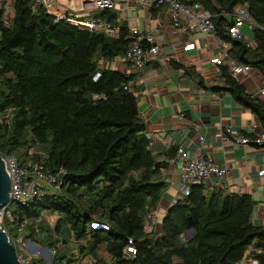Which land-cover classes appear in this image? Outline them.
<instances>
[{
	"label": "trees",
	"instance_id": "1",
	"mask_svg": "<svg viewBox=\"0 0 264 264\" xmlns=\"http://www.w3.org/2000/svg\"><path fill=\"white\" fill-rule=\"evenodd\" d=\"M178 1L200 5L211 15L216 38L231 45L229 57L264 75V0ZM10 3L7 24L0 10V156L25 162L30 147L38 145L47 155V170L65 173L40 201L9 205L12 221L5 215L2 223L9 238L46 247L48 264H264V223H251L254 201L248 195L218 188L205 194L202 185H194L166 210L159 231L146 233L147 218L165 188L164 162L149 150L134 76L111 67L124 57L130 41L126 27L112 39L55 22L42 9L34 12L30 0ZM237 7L249 13L250 42L228 34ZM165 9L152 5L150 12L162 20ZM96 16L114 18L109 11ZM171 65L203 87L193 69ZM221 76L222 89L264 130V105L227 70ZM45 212L56 217L53 224L43 223ZM21 222L26 225L18 231ZM94 222L108 230L91 229ZM62 243L78 247L68 253Z\"/></svg>",
	"mask_w": 264,
	"mask_h": 264
},
{
	"label": "crops",
	"instance_id": "2",
	"mask_svg": "<svg viewBox=\"0 0 264 264\" xmlns=\"http://www.w3.org/2000/svg\"><path fill=\"white\" fill-rule=\"evenodd\" d=\"M148 10L147 23L154 27L153 34L162 35L165 40L159 58L134 76V86L149 150L158 157L157 162H164L160 182L165 188L154 213L147 218L146 233H157L153 224L156 215L164 217L168 208L184 198L179 175L181 163L166 162L167 155H175L178 148L189 155L210 157L225 168L228 176L220 182L219 189L250 196L254 201L251 223L261 227L264 223V175L259 176L258 172L264 169V146L252 141L264 130L254 114L222 89V69H227L210 62L220 51L217 39L204 33L177 31L167 22L166 16L161 20ZM139 24L143 29V22ZM243 34L250 42L244 30ZM189 43L195 44V49L182 51ZM171 63L193 69L200 76L203 87L184 69H176ZM112 66L123 74L128 73L123 58L117 59ZM235 79L248 95L264 105L263 74L251 68ZM232 136L247 138L250 142L239 144Z\"/></svg>",
	"mask_w": 264,
	"mask_h": 264
},
{
	"label": "built area",
	"instance_id": "3",
	"mask_svg": "<svg viewBox=\"0 0 264 264\" xmlns=\"http://www.w3.org/2000/svg\"><path fill=\"white\" fill-rule=\"evenodd\" d=\"M32 10L36 12L42 9L46 14L52 16L55 22L65 21L76 28L90 33H102L109 38H117L121 27H126L128 38L130 39L125 50L123 60L128 67L127 75L135 76L141 72L147 64H150L159 58L164 36L153 34L154 27L147 23L146 10L152 5L165 7V16L167 22L177 31L199 32L215 36L214 26L211 22V15L202 9L198 4L188 5L178 0H30ZM0 10L2 12V22L7 24L12 15L10 0H0ZM78 7L76 10L75 8ZM109 11L114 14L113 20L106 17H98L96 13ZM149 11V10H148ZM133 12H136L138 23L143 22L144 28L140 29V24L135 27L129 25ZM142 14V17L140 16ZM233 22L228 28V34L232 40H247L243 34V28L246 25H252L249 13L242 7H237L231 14ZM153 21V18H150ZM219 53L212 58L210 62L216 66L225 67L229 74L237 78L247 74L251 67L247 64L237 63L229 57L228 51L231 48L229 43L217 39ZM146 46V48H145ZM195 44L189 43L182 48V51H192ZM264 96V89L261 90ZM11 122V120H10ZM229 132V131H228ZM232 139L239 144L246 145L250 142L247 138L232 136ZM199 140L202 138L199 137ZM252 143L257 146H264V132H262ZM36 157L35 161L31 158ZM5 172L10 181L9 204L0 208V228L5 234L6 229L2 223L5 215L9 217L8 207L11 203H18L25 206L34 201H40L49 190L57 187L59 178L65 173L63 170L50 173L47 170V155L41 151L38 145L30 147L28 159L25 162L15 155L1 156ZM166 162L181 163L180 180L182 183L181 191L183 197L189 195L190 189L194 185H202L205 194L214 189H219L220 182L227 178L228 172L210 157H198L189 155L182 148H178L175 155L167 159ZM259 176L264 175V169L258 172ZM215 179L212 183L211 179ZM43 214V218L48 216ZM26 222H21L18 231H20ZM91 229L102 228L108 230L105 225L92 223ZM8 236V234H7ZM9 237V236H8ZM13 246L19 264H30L26 257L30 255L26 246L34 250L30 241L23 243L22 238H9ZM131 243V241H129ZM75 251L78 244L74 243ZM127 252L132 256L135 251L128 247ZM256 264V263H254Z\"/></svg>",
	"mask_w": 264,
	"mask_h": 264
},
{
	"label": "water",
	"instance_id": "4",
	"mask_svg": "<svg viewBox=\"0 0 264 264\" xmlns=\"http://www.w3.org/2000/svg\"><path fill=\"white\" fill-rule=\"evenodd\" d=\"M9 191H10V181L5 172L4 164L0 156V208L8 205L9 202ZM194 232H188L185 234V238L188 239L192 236ZM32 247L35 250L37 245L32 243ZM43 252L47 254V264L50 260V253L47 248L43 249ZM0 264H19L15 250L9 242V237L0 228Z\"/></svg>",
	"mask_w": 264,
	"mask_h": 264
},
{
	"label": "rangeland",
	"instance_id": "5",
	"mask_svg": "<svg viewBox=\"0 0 264 264\" xmlns=\"http://www.w3.org/2000/svg\"><path fill=\"white\" fill-rule=\"evenodd\" d=\"M153 1V0H152ZM76 10L78 9V7H76L75 8ZM136 12H133V15H132V19L131 20H129V25L130 26H132V27H135L136 26V24L138 23V19H136L137 18V16H136V14H135ZM149 11L147 10V16L149 17ZM140 16L142 17V14H140ZM139 24V23H138ZM243 30H244V32H245V35H246V37L248 38V39H251V28H250V26L249 25H246L244 28H243ZM119 59H121V58H119ZM118 59V60H119ZM115 66V65H114ZM111 67H113V66H111ZM162 219H163V216H162V214H159V215H156V219H155V221L153 222V224L154 225H156V227H155V229H156V232H158L159 231V228H160V223H161V221H162ZM55 220H56V217L55 216H50V215H48V216H46V218H43V223L44 224H46V225H51V224H53L54 222H55ZM70 230H69V228H65V237H67V238H69L70 237ZM40 240V239H39ZM27 242V241H26ZM26 242H23V243H20V246L21 247H23L22 245L23 244H25L26 245ZM31 242V241H30ZM33 243V242H32ZM37 245V244H36ZM61 247H63L65 250H67V252L68 253H71L72 251H75V247H74V244H73V246H71V247H66V245L64 244V243H62L61 245H60ZM26 248H27V250L30 252V255L29 256H27L26 257V260L30 263V260H32V259H36V258H40V259H43L44 261H45V264H47V254L45 253V252H43V249L44 248H46V247H43V246H38L37 245V249H36V251H32L31 249H29L27 246H26ZM102 252H104V250L102 249ZM50 253V252H49ZM74 254V253H73ZM49 255H51V254H49ZM78 257V255L75 253L74 254V256L72 257V258H74V260H75V258H77ZM74 263L76 262V261H73ZM241 264H254V263H252V262H250V260H245V262L243 261V262H241Z\"/></svg>",
	"mask_w": 264,
	"mask_h": 264
}]
</instances>
